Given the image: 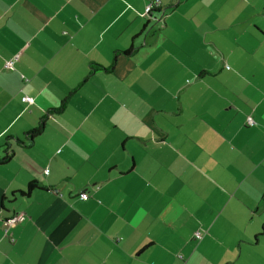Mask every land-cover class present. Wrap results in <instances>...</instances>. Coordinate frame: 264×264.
Returning a JSON list of instances; mask_svg holds the SVG:
<instances>
[{"label":"crops","instance_id":"0c3cea01","mask_svg":"<svg viewBox=\"0 0 264 264\" xmlns=\"http://www.w3.org/2000/svg\"><path fill=\"white\" fill-rule=\"evenodd\" d=\"M7 149L0 264H264V0H0Z\"/></svg>","mask_w":264,"mask_h":264},{"label":"built area","instance_id":"2783aa9c","mask_svg":"<svg viewBox=\"0 0 264 264\" xmlns=\"http://www.w3.org/2000/svg\"><path fill=\"white\" fill-rule=\"evenodd\" d=\"M153 4L154 3H147L146 4V7L144 8L143 10V13L144 14H148L151 12V10L153 9ZM21 100L22 101H26V102H32V98L26 96V95H23L21 97ZM49 169L46 168L45 170H43L44 173H47ZM80 196L83 198V199H87V195L85 193H81ZM25 214L22 213V212H18V213H15V214H12L10 217H4L2 218L1 220V230L3 231V234L4 235H7V238L9 239L10 242H13L14 241V237H12V233L10 232V229L12 227V225H14L15 223H20V222H23L25 220ZM201 235H204L202 231H196L194 233V237L195 238H200Z\"/></svg>","mask_w":264,"mask_h":264},{"label":"trees","instance_id":"16d2710c","mask_svg":"<svg viewBox=\"0 0 264 264\" xmlns=\"http://www.w3.org/2000/svg\"><path fill=\"white\" fill-rule=\"evenodd\" d=\"M131 49H132V47H130L128 50H126V51H123L124 53H129L130 51H131ZM96 65V64H95ZM93 66V67H96V66H98V65H96V66ZM105 69V68H104ZM64 102H65V100L62 102V104H61V106H63V104H64ZM53 109H49L47 112H50V111H52ZM43 122L41 121V123L39 122V124L38 125H36L32 130H30L29 132H28V135H27V141H31V140H33V137L34 136H36L39 132H41V130H42V128H43ZM19 141V142H21L20 141V139H16V141ZM6 146H8L7 144H5ZM13 153H12V151L11 150H9V149H7L6 151H5V153L3 154V156L0 158V163H4V162H6L8 159H10V157H11V155H12ZM37 185V182L36 181H31V182H29V184L27 185V187H26V190H25V192H23V191H18L19 193H21V194H23V195H28L29 193H30V191H31V189L32 188H34L35 186Z\"/></svg>","mask_w":264,"mask_h":264}]
</instances>
